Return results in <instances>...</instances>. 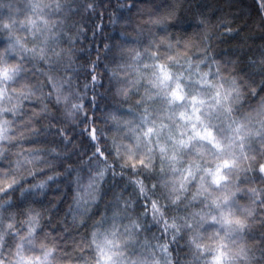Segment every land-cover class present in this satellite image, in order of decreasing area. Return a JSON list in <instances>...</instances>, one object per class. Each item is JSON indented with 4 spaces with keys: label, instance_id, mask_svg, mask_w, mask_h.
<instances>
[{
    "label": "clouds",
    "instance_id": "clouds-1",
    "mask_svg": "<svg viewBox=\"0 0 264 264\" xmlns=\"http://www.w3.org/2000/svg\"><path fill=\"white\" fill-rule=\"evenodd\" d=\"M0 264H264V0H0Z\"/></svg>",
    "mask_w": 264,
    "mask_h": 264
}]
</instances>
